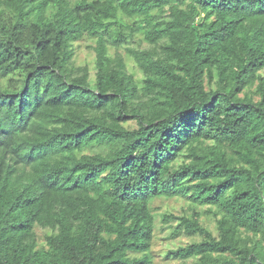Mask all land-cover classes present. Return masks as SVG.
<instances>
[{
    "label": "trees",
    "instance_id": "1",
    "mask_svg": "<svg viewBox=\"0 0 264 264\" xmlns=\"http://www.w3.org/2000/svg\"><path fill=\"white\" fill-rule=\"evenodd\" d=\"M263 72L264 0H0V264H264Z\"/></svg>",
    "mask_w": 264,
    "mask_h": 264
},
{
    "label": "rangeland",
    "instance_id": "2",
    "mask_svg": "<svg viewBox=\"0 0 264 264\" xmlns=\"http://www.w3.org/2000/svg\"><path fill=\"white\" fill-rule=\"evenodd\" d=\"M92 42L87 39H83L75 44V56L73 59L74 65L84 66L87 65L90 69L91 76L94 75L93 71V59L94 53L91 49L88 48ZM136 77H139V73L134 71ZM264 76V72L262 73ZM0 84L4 87H12V78L0 77ZM88 153V151H85ZM151 208L154 212L156 219V227L154 231L153 241L150 247V253L152 257L153 264H179L178 261H171L167 258V252L169 250L175 249L177 247L185 246L190 242L200 241L201 238L194 237L188 238L185 236L170 239L169 238V226L162 224L161 215L163 214H172L174 216L186 215L190 213V208L186 200L180 198L172 199H155L151 203ZM205 208L198 207V211H202ZM202 213V212H201ZM202 224L207 227L209 230L215 233V223L211 215H202L201 216ZM174 225V223H173ZM42 232L38 229L37 235L39 241H43ZM192 260H189L187 264H191Z\"/></svg>",
    "mask_w": 264,
    "mask_h": 264
}]
</instances>
